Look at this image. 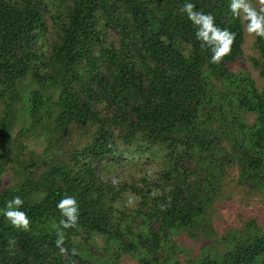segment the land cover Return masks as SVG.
Returning a JSON list of instances; mask_svg holds the SVG:
<instances>
[{"label":"trees","instance_id":"trees-1","mask_svg":"<svg viewBox=\"0 0 264 264\" xmlns=\"http://www.w3.org/2000/svg\"><path fill=\"white\" fill-rule=\"evenodd\" d=\"M185 2L0 0V210L19 196L31 220L25 232L0 214V264H88L96 235L142 264H264V229L255 218L218 239L220 248L215 241L177 258L173 235L213 232L229 168H237L238 183L264 193V90L249 72L231 69L244 54L243 24L229 0H187L236 35L231 54L213 64L179 11ZM253 46L264 76V39L255 37ZM22 79L34 87L23 90ZM17 99L28 125L14 137ZM37 125L49 142L45 156L32 155L20 180L2 187L24 153L20 137ZM63 145L67 158L50 151ZM135 149L164 158L158 179L107 173ZM65 194L77 199L79 219L64 230L61 254L54 225ZM128 195L130 205L122 200ZM10 237L17 240L12 253L5 250Z\"/></svg>","mask_w":264,"mask_h":264},{"label":"rangeland","instance_id":"rangeland-1","mask_svg":"<svg viewBox=\"0 0 264 264\" xmlns=\"http://www.w3.org/2000/svg\"><path fill=\"white\" fill-rule=\"evenodd\" d=\"M253 5L257 6L256 3ZM111 40H114V38L111 37ZM254 41L255 37L250 36L244 30V54L232 64L231 69L234 72L239 69L249 72L259 90H264V76L260 74V67L255 65L252 60V57H258V52L253 46ZM32 86L34 87L32 82L27 79H22L20 87H23V90L31 88ZM21 93L22 90L20 95ZM3 111H5V108L0 105V114ZM11 113V130L12 135L15 137L18 136L22 127L28 125L25 105L20 99L15 100ZM249 120H252L251 116H249ZM41 131H43V128L37 125L33 131L24 132L22 137H20L21 141L25 144L24 153L14 163L8 166L3 177L2 187H9L20 180V176L23 174L21 164L24 161H30L32 155L38 158L45 156L44 151L49 147V142L43 135H39ZM76 144L75 146H77ZM50 151H53L63 158H67L69 147L67 149L63 145L62 149H58L54 146ZM47 154L51 155V153ZM123 156L124 159L119 162L122 166L112 167V165H107L105 168L109 170L107 172L109 175L111 173H118L119 179L121 180L126 179L130 181L131 175L137 178L146 176L147 178L154 177L158 179V170L167 165L164 158L160 156V153H154L151 150H128L124 152ZM39 167L38 171L40 170ZM130 199L133 202L134 199L130 195L127 197L124 196L122 200L124 203L130 205L132 203H129ZM214 203L215 212L211 215L213 232L209 237L202 235L194 239L184 230L172 236V241L175 243V250L179 254L177 258L180 260L207 251L208 245L214 244L215 241L217 248H220V242L218 243L217 240L219 239L220 241V238L227 235L228 231L239 229L249 218H255L259 226L264 229V193L252 190L248 186L238 183L237 168L234 167L227 170L220 193ZM118 206L120 207V202ZM93 240L94 244H92L89 250L97 260L91 259V263L88 262V264H97V261L99 264H142L138 258L128 253L121 252L117 255L114 254L116 245L113 242H107L101 236L96 235ZM84 260L86 262L87 259L84 257Z\"/></svg>","mask_w":264,"mask_h":264},{"label":"clouds","instance_id":"clouds-1","mask_svg":"<svg viewBox=\"0 0 264 264\" xmlns=\"http://www.w3.org/2000/svg\"><path fill=\"white\" fill-rule=\"evenodd\" d=\"M253 5L252 0H229L228 8L232 16L241 21L247 34L253 37L264 39V0H256ZM179 11L185 14L189 21L195 26V38L200 42L201 49H208L211 52L210 62L220 63L226 56L231 54L232 46L236 35L228 28L221 29L215 24V17L203 11H197L195 4L186 2ZM113 183H118L114 180ZM131 199L129 203H131ZM24 201L15 196L7 201L0 214L10 223V225L20 231H30L31 220L25 211H21ZM57 210L61 213V219L54 225L56 233V246L60 248L61 254L66 252L62 247L65 241L66 229L77 227L79 219V205L74 196L65 194L57 203ZM17 240L10 237L7 242L6 251L14 252ZM75 254V249H73Z\"/></svg>","mask_w":264,"mask_h":264}]
</instances>
